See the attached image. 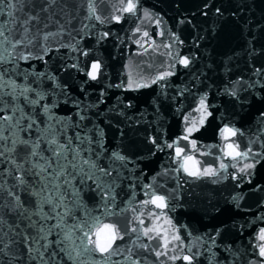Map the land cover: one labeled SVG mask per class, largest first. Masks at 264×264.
Wrapping results in <instances>:
<instances>
[{
	"label": "water",
	"instance_id": "95a60500",
	"mask_svg": "<svg viewBox=\"0 0 264 264\" xmlns=\"http://www.w3.org/2000/svg\"><path fill=\"white\" fill-rule=\"evenodd\" d=\"M44 3L45 0H26L27 6L17 12L16 17L23 20L28 13L35 15ZM87 4L88 0H57L48 13L40 12L39 23L33 21L31 25L32 34L60 32V35L50 37L46 42L51 49L47 54L42 49L45 42L39 37L33 45L18 48L17 54L30 51L33 57L43 56V59L18 60L11 75L20 84L25 83L24 77L28 76L27 83L49 92L45 102L56 103L54 112L57 116H70L71 122L80 123V128L70 127L68 135L74 137L77 131L82 135L87 131L95 140L97 129L102 131L105 151L100 164H110L108 158L113 151L130 158L127 168L120 169L119 186L115 189L116 207L112 209L116 214L108 217L109 222L119 223L122 229L137 226L138 222L130 223L131 217L143 212L141 218L145 223L142 227H151L153 223L159 227L161 236H167L170 241L169 256L190 254L188 248L191 247L192 253H200L194 264H264V258L258 254L259 245L264 243L258 239L260 229L264 228V117L261 116L264 113V86L217 51L164 0H139L137 14L124 13L119 23L110 18L113 13L121 14L116 11L119 0H96L98 14L106 18L103 24L86 18ZM145 10L151 14L150 18L144 17ZM10 19L7 10L0 14V24ZM15 27L13 35L19 38L22 29L19 24ZM137 27L140 32L135 31ZM144 31L149 33L148 37H143ZM161 31L163 35H160ZM104 32L108 36H103ZM69 45L75 46L76 50ZM82 52L88 55L84 56ZM183 56L195 58L187 68L178 62ZM97 61L101 69L98 78L91 80L87 73L91 71V64ZM73 64L77 67L70 66ZM3 67L13 68V65L0 66V70ZM165 71L174 74L151 83ZM41 73L44 76L33 83ZM49 76L56 77V81L48 79ZM129 79L134 81L131 89L127 87ZM137 83L149 86L137 88ZM226 88L237 91V96L227 94ZM201 97H207L208 111L212 112L203 125L199 124L202 112L196 110ZM77 112L86 118L79 121ZM193 121L199 130L193 131L189 140L182 139L186 126ZM225 126L240 129L244 134L225 141L220 135ZM152 137L161 144L163 151L151 143ZM190 140L196 141V149L192 148ZM176 141L177 146L184 149V155L199 160L201 167L219 170L221 160L229 165L236 164V167L230 166L226 172L219 170L220 176L216 178L193 180L182 170L176 172L182 160L175 159L174 148L166 147ZM232 142L240 145V151L250 146L253 153L260 155L250 154L249 159L233 161L222 151ZM92 147L96 152L100 151L95 143ZM256 161L259 162L255 168L240 172L245 164ZM149 184L152 188L145 187ZM153 192L168 197L167 209L142 203L150 200ZM23 198L28 199L26 195ZM85 199L90 209L96 208L99 198L95 193ZM130 205L137 213L130 210ZM103 211L96 209L94 214L101 215ZM149 213L163 214L156 219ZM165 215L184 240L183 252L179 247L175 253L172 251L176 242L172 240L173 228L165 223ZM6 219L11 224L16 222L13 216ZM26 223L21 222V227ZM3 227L7 231V226ZM197 238L202 239L192 247ZM135 239L136 234H131L117 243L125 255L128 248H133L134 257L140 259L141 264H187L182 259L172 261L167 256H155L153 249L164 250L163 239L149 240L141 236L137 246L133 247L131 241ZM141 243L149 244V250L140 248ZM12 250L20 254L15 245ZM52 250L50 248L49 252ZM113 260L128 264L123 255L113 257ZM19 264H28L27 255Z\"/></svg>",
	"mask_w": 264,
	"mask_h": 264
},
{
	"label": "snow or ice",
	"instance_id": "6c2138e0",
	"mask_svg": "<svg viewBox=\"0 0 264 264\" xmlns=\"http://www.w3.org/2000/svg\"><path fill=\"white\" fill-rule=\"evenodd\" d=\"M57 0H45L37 14H26L23 20L16 17L17 12H22L26 5V0H0V14L7 10V15L11 18L7 23L0 24V66L12 64L13 68L3 67L0 70V264H19L24 261L25 255L28 257V264L35 261L36 264H119L113 257L124 256L128 264H141V260L134 257L133 248L124 249L117 241L123 242L126 236L136 234V239L131 241L133 247L137 246L140 237H147L149 240L163 239V251L153 249L157 258L167 256L169 260L176 261L182 259L187 264H194L195 257L200 253H192V248H188L190 254L168 255V245L170 241L167 236H161L159 227L153 223L151 227H142L145 223L143 212L131 217L130 223H137V226H125L123 229L117 222H109L108 217L115 215L112 211L116 207L115 189L119 185L117 179L120 177V169L127 168L130 158L113 151L109 156L110 164L104 166L100 164V158L105 151L102 144L103 133L97 129V138L85 131L83 135L80 131L75 132V136L68 135L69 128H80V123L71 122V117L62 118L56 115L54 109L56 103L45 102L49 92L42 87H33L27 83L28 76H25V83L20 84L11 75L18 60H28L30 58L43 59V56L33 57L30 51L24 54L21 51L17 54L18 48L33 45L39 37L43 42L42 49L47 54L49 49L46 42L50 37L60 35V32H47L40 35L39 32L32 34L31 25L33 21L39 23L40 12L48 13L49 9L54 8ZM119 7L116 11L121 14L113 13L111 19L119 23L123 19V14L136 15L139 8V0H119ZM87 19H95L101 24L106 22V18L98 14L96 0H88ZM219 11V9H217ZM145 18H150L151 14L146 10L143 12ZM159 25L160 21L157 19ZM22 29L20 37L16 38L13 32L16 25ZM47 27V25H45ZM85 28L88 25H84ZM136 32H140L139 27ZM163 35V31L160 32ZM103 36H108L107 32ZM147 31L143 32V37H148ZM179 40V37H176ZM183 43V41H180ZM140 43V41H137ZM63 47L64 45H60ZM75 51V46L69 45ZM171 47V45H165ZM87 56V52H82ZM192 59H195L194 57ZM192 59L183 56L179 63L185 68L189 67ZM77 67V65H70ZM101 64L97 61L91 64V71L87 73L91 80L98 78ZM258 72L259 69H256ZM172 71H165L154 79L151 83H157L172 76ZM44 74H38L36 83ZM48 79L56 81V77L49 76ZM239 82V81H238ZM237 82V83H238ZM134 81L129 79L128 88L133 87ZM59 87V85H56ZM120 85H117L119 87ZM146 83H137L136 87H147ZM163 86V85H162ZM251 87V85H249ZM227 94L236 97L237 91L228 90ZM67 95V93H64ZM207 97H201L197 111L202 112L199 124L203 125L207 117L212 116L208 111L206 103ZM39 109V113H37ZM79 121L86 117L77 112ZM264 117V113H261ZM196 122L193 121L185 128L184 140H189L193 131H198ZM244 133L235 127L225 126L220 135L228 141L231 138L242 136ZM63 137V139H61ZM74 140L76 143H74ZM100 149L96 152L92 145ZM151 143L157 149L163 151V147L157 142L155 137L151 138ZM193 149H196V141L190 140ZM87 145V147H85ZM178 141L173 144H166L168 148H174L175 159L181 161L176 172L181 170L193 180L206 177L216 178L220 176V171H227L236 164H226L220 161L218 168L207 166L201 167V162L191 155H184V149L177 146ZM240 145L232 142L226 145L224 154L231 157L233 161L249 159L252 156L260 155L253 153L250 146L244 151H240ZM48 153V154H46ZM87 153V155H85ZM154 154V153H153ZM95 156V158H93ZM71 157V158H69ZM254 163H247L240 172L253 169ZM115 173V175H114ZM111 178V179H109ZM236 178L235 176L233 177ZM91 182V183H89ZM213 182H217L213 179ZM152 188V185H146ZM90 193H95L99 198L95 209H90L86 203V197ZM147 194V193H146ZM28 199H24V196ZM155 205L158 209L169 207L168 197L156 195L154 192L150 200L142 202ZM26 204L28 206H26ZM34 204V207H33ZM45 206L48 210L45 211ZM102 208L101 215H95L96 209ZM130 210L135 214L137 209L131 207ZM124 211V210H122ZM163 213H149L150 217L159 219ZM15 217V223H8L6 217ZM37 217L38 219H33ZM165 223L173 228L172 240L176 245L172 248L175 253L179 247L183 252V238L177 234L178 229L172 221L165 215ZM71 220V223H69ZM27 222L21 227V222ZM54 221V223H49ZM7 226V231L4 230ZM17 229H20L17 231ZM31 229L32 231H29ZM219 235V232H217ZM55 237V238H52ZM202 238H197L192 247ZM213 243L215 238H211ZM258 239L264 241V228L260 229ZM16 246L20 254L13 252ZM23 246L22 249L20 246ZM55 245V248L53 246ZM139 247L145 251L149 250V244L141 243ZM53 250L49 252V249ZM58 249L59 251H57ZM63 255H60V254ZM259 256L264 258V243L259 245ZM57 256L59 259L57 260ZM99 256V259L97 258ZM4 257H8L7 260Z\"/></svg>",
	"mask_w": 264,
	"mask_h": 264
}]
</instances>
